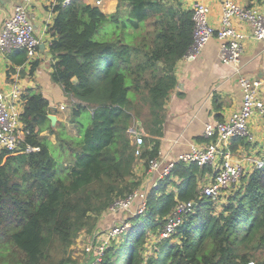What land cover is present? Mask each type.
Instances as JSON below:
<instances>
[{"label":"trees","instance_id":"trees-1","mask_svg":"<svg viewBox=\"0 0 264 264\" xmlns=\"http://www.w3.org/2000/svg\"><path fill=\"white\" fill-rule=\"evenodd\" d=\"M55 10L52 79L78 100L76 134L51 124L41 92L24 94L23 147L39 149L0 151V264H71L66 254L78 234L139 187L133 131L138 124L147 134L141 159L148 166L159 153L153 136L162 132L177 64L194 40L192 10L177 0H118L111 14L71 0ZM11 58L22 65L27 51ZM207 171L211 166L176 164L160 183L162 194L150 196L147 212L130 219L132 228L121 242L113 239L99 264H264V160L227 188L220 209L222 201L200 198L178 233L145 257L149 231L160 232L177 200L199 197ZM172 176L180 180L177 193L165 189Z\"/></svg>","mask_w":264,"mask_h":264},{"label":"crops","instance_id":"crops-1","mask_svg":"<svg viewBox=\"0 0 264 264\" xmlns=\"http://www.w3.org/2000/svg\"><path fill=\"white\" fill-rule=\"evenodd\" d=\"M84 1L95 4V0ZM194 1L196 0H177L185 9H191ZM201 1L205 2L210 9V23L219 26L223 11L222 1ZM236 1L243 6H258L264 11V5L257 0ZM23 2L24 0H0V29L13 14L15 7ZM60 3L63 4V0H33L29 4L28 11L40 45L35 57L32 60L27 59L22 65L15 64L11 58L15 50L9 54L0 51V86L5 92L10 91L15 85L21 88L22 112L25 105L24 94L30 90L41 92L50 103L51 113L48 117L52 115L56 118V120L50 119L51 124L54 126L62 122L69 133L76 134L74 125L71 123V112L72 104L78 100L67 95L62 86L52 79L53 56L50 47L53 36L49 30L57 16L55 9ZM99 7L105 14L114 13L118 8V0H102ZM234 25L246 35L243 41L244 52L238 64H225L221 61L219 55L221 42L217 38L209 41L195 61L181 59L177 64V84L171 90L164 105L162 132L160 135L153 136L157 140L160 151L156 176L149 173L144 161H137L134 168V173L141 182L138 188L147 196L148 201L154 192L157 196L162 194L159 188L163 178L160 179L159 175L165 166L180 153L209 141L205 134L208 123L224 120L241 109L243 102L241 79H258L264 76V40L254 37L253 28L248 22L235 20ZM33 64L37 65L31 72ZM260 96L264 100V85ZM62 106L65 108L62 109ZM249 128L253 135L252 141L243 137L241 141L239 137L233 139L231 145L234 159L244 164V172H250L256 166L254 162L264 156V117L255 115L249 123ZM137 133L147 136L138 124L133 131L134 137ZM41 135L47 136L52 143L56 144L57 138L54 133L45 130ZM146 146L151 147L152 144L149 142ZM248 154L255 158L253 162L250 161ZM211 176H213V168L212 172L207 171L200 175L199 189L211 181ZM171 179L173 182L167 184L165 189L177 193V183L180 180L174 176ZM124 216L123 212H110L104 221L108 219L117 223ZM149 233L151 238L152 234L150 231ZM103 235L106 234L101 236Z\"/></svg>","mask_w":264,"mask_h":264},{"label":"built area","instance_id":"built-area-1","mask_svg":"<svg viewBox=\"0 0 264 264\" xmlns=\"http://www.w3.org/2000/svg\"><path fill=\"white\" fill-rule=\"evenodd\" d=\"M33 0H24L17 5L13 14L4 22L0 29V51L9 54L17 49H25L29 60L35 57L40 40L35 35V28L32 23L28 6ZM223 5L222 17L219 26L210 23L208 5L196 0L190 10L193 13L194 40L188 52L182 58L186 61H195L202 54L209 41L217 38L220 42V59L225 64H238L244 52L243 41L246 35L234 25L235 20L248 22L253 28V35L256 39L264 40V11L258 6H243L236 0H221ZM71 0H63L64 5L70 4ZM102 0H95L99 6ZM243 102L239 111L229 115L224 120H217L206 125L205 134L209 141L204 144L195 145L190 150L180 153L171 161L159 178L169 176L174 166L178 163L186 165L196 164L199 167L211 166L213 176L211 181L201 186L199 197L188 201L177 200L176 206L166 216L163 228L149 239L146 244L145 256L148 257L163 240L172 239L179 231L180 227L187 220L198 206V200L202 197L217 200L223 191L232 184L238 182L244 173V164L234 159L232 142L235 138H247L253 140V135L249 128L252 118L259 114L264 117V100L260 96V91L264 85L262 78H242ZM23 100L22 90L15 85L10 91L5 92L0 86V151L10 152L32 151L29 145L23 147L22 114ZM62 109L65 107L62 106ZM134 153L138 161L145 151V137L142 133L135 134ZM160 155V151L158 153ZM263 162H257V167H261ZM159 167L158 156L149 159L148 171L156 176ZM147 196L142 194L140 189H135L124 198L114 201L110 207V212H123L124 218L115 226L110 228L106 234V239L102 244L100 257L96 261L99 264L103 258L107 239H116L129 231L132 227L130 219L145 214L148 210ZM248 264H254L249 262Z\"/></svg>","mask_w":264,"mask_h":264},{"label":"rangeland","instance_id":"rangeland-1","mask_svg":"<svg viewBox=\"0 0 264 264\" xmlns=\"http://www.w3.org/2000/svg\"><path fill=\"white\" fill-rule=\"evenodd\" d=\"M94 5H96V4H94ZM248 157H250L251 162H253L255 160V158H253L252 155H250V154H248ZM263 157L259 158L257 160V162H263V160H264ZM257 162L255 161L254 163L257 165ZM239 180H238V182H239ZM228 192H229V189H225L223 191V193L221 194V196L218 198L219 201H222V202L217 203L218 209H220L222 207L224 202H227ZM108 212L110 213V210ZM108 212H105L103 215L107 214L106 216H108V214H109ZM103 215L101 217L99 216L100 221L95 225V227L93 229L92 228L83 229L78 234L76 239L74 240L73 244L71 245L70 249L68 250V252L66 254L67 257H70L71 264H96V261L100 257L101 248L104 245L102 243L106 239V235H103V236H101V235L107 233V231L110 228H112L117 223H119V222H117V223L111 222L108 219L106 221H104L106 216L103 217ZM92 216L94 218L95 217L98 218V216L96 214H93ZM120 237L121 236L116 238L118 243L122 241ZM174 240H177V239H174ZM107 241H108V244L106 245L105 252H106L107 248L111 245L113 240L107 239ZM105 252H104V254H105ZM154 252H155V249H154ZM154 252L152 254H150L149 256L153 255ZM103 257H104V255H103ZM101 259H102V257H101Z\"/></svg>","mask_w":264,"mask_h":264},{"label":"water","instance_id":"water-1","mask_svg":"<svg viewBox=\"0 0 264 264\" xmlns=\"http://www.w3.org/2000/svg\"><path fill=\"white\" fill-rule=\"evenodd\" d=\"M50 119H52V120H56V118L54 117V116H50Z\"/></svg>","mask_w":264,"mask_h":264}]
</instances>
